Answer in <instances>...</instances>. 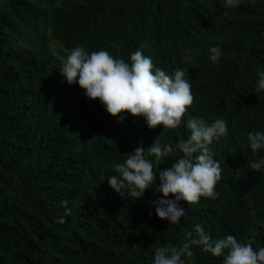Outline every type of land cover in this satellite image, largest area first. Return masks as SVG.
I'll list each match as a JSON object with an SVG mask.
<instances>
[{"label": "trees", "instance_id": "1", "mask_svg": "<svg viewBox=\"0 0 264 264\" xmlns=\"http://www.w3.org/2000/svg\"><path fill=\"white\" fill-rule=\"evenodd\" d=\"M51 38L129 64L142 48L166 74L185 72L194 104L175 129L150 128L130 113L120 122L78 83L67 84ZM211 47L222 51L216 62ZM193 50L195 60L186 61ZM260 72L264 0L238 7L225 0H1L0 264H154V248L178 246L189 231L195 237L196 225L213 239L233 235L264 247V173L248 167L264 159V149L253 154L248 141L250 132L264 133V91H254ZM193 118L226 121L228 134L210 146L222 167L219 195L195 206L181 201L185 216L171 224L152 201L162 195L159 171L174 157L161 164L149 157L157 180L140 199L117 193L108 177L118 175L114 164L126 154L157 139L183 155L178 145ZM190 250L187 264H223V256Z\"/></svg>", "mask_w": 264, "mask_h": 264}, {"label": "clouds", "instance_id": "2", "mask_svg": "<svg viewBox=\"0 0 264 264\" xmlns=\"http://www.w3.org/2000/svg\"><path fill=\"white\" fill-rule=\"evenodd\" d=\"M239 3L240 0H225L226 7H238ZM210 53L213 62L222 55L219 47H211ZM130 59L131 64L113 58L107 51H94L89 55L83 47H76L62 62L60 71L67 84L78 83L90 100L98 99L120 122L125 120V113H130L133 117H144L153 129L160 125L164 129L180 126L195 99L185 72L178 68L174 76L166 74L163 69L155 67L142 48ZM254 91H264V72L258 73ZM187 128L189 137L178 145L183 155H178L171 145H161L157 139L146 150L140 146L134 153L126 154L124 163L114 164L113 172L118 175L108 177L110 187L117 193L124 195L127 189L131 197L140 199L157 180L149 157L154 156L159 164L174 157L175 162L170 168L159 171L155 191L162 195L152 201L157 216L171 224L179 223L185 216L187 210L181 206V201L195 206L201 197L216 199L219 195L216 185L221 180L222 167L214 159L210 146L214 139L218 141L228 134L226 121L216 119L209 124L202 118H193L187 122ZM248 141L253 154L264 149V133L250 132ZM248 167L264 173V159L249 161ZM62 204L64 215H71L68 202L65 200ZM58 222L65 223V220L61 218ZM195 234L194 237L189 231L187 239L178 246L154 248V264H187L182 257L191 259L194 256L190 250L192 246H199L216 257L223 256V264H264V247L254 250L252 242L242 244L233 235L213 239L202 225L195 226Z\"/></svg>", "mask_w": 264, "mask_h": 264}, {"label": "rangeland", "instance_id": "3", "mask_svg": "<svg viewBox=\"0 0 264 264\" xmlns=\"http://www.w3.org/2000/svg\"><path fill=\"white\" fill-rule=\"evenodd\" d=\"M1 1V0H0ZM240 1H245V0H240ZM51 44L53 46L54 49V54L57 56L60 64H59V68L62 65V62L66 59L67 55L70 54L71 50L73 49H69L67 47H64L61 43H59L58 41H56L55 39L51 38ZM196 58V53L194 54V50L193 51H188V54L185 57L186 61H194Z\"/></svg>", "mask_w": 264, "mask_h": 264}, {"label": "bare ground", "instance_id": "4", "mask_svg": "<svg viewBox=\"0 0 264 264\" xmlns=\"http://www.w3.org/2000/svg\"><path fill=\"white\" fill-rule=\"evenodd\" d=\"M240 104V103H239Z\"/></svg>", "mask_w": 264, "mask_h": 264}]
</instances>
